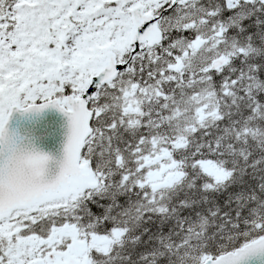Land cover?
I'll use <instances>...</instances> for the list:
<instances>
[{"label": "snow or ice", "instance_id": "1", "mask_svg": "<svg viewBox=\"0 0 264 264\" xmlns=\"http://www.w3.org/2000/svg\"><path fill=\"white\" fill-rule=\"evenodd\" d=\"M254 261L264 0H0V264Z\"/></svg>", "mask_w": 264, "mask_h": 264}, {"label": "water", "instance_id": "2", "mask_svg": "<svg viewBox=\"0 0 264 264\" xmlns=\"http://www.w3.org/2000/svg\"><path fill=\"white\" fill-rule=\"evenodd\" d=\"M16 125L17 121L14 118L10 122V126L15 127ZM21 125L28 130L38 150L50 154L55 161L61 158L68 132L67 118L65 116L54 109H50L36 118L34 122H24ZM57 172L58 167L50 163L49 176H54ZM253 264H259V262L254 261Z\"/></svg>", "mask_w": 264, "mask_h": 264}, {"label": "clouds", "instance_id": "3", "mask_svg": "<svg viewBox=\"0 0 264 264\" xmlns=\"http://www.w3.org/2000/svg\"><path fill=\"white\" fill-rule=\"evenodd\" d=\"M20 128H21V130H22L23 132H26V133L29 135L28 130H27L26 128H24L23 125H20Z\"/></svg>", "mask_w": 264, "mask_h": 264}]
</instances>
